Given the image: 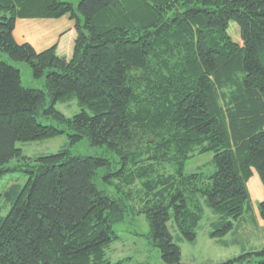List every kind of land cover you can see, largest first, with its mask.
<instances>
[{
	"label": "trees",
	"instance_id": "obj_1",
	"mask_svg": "<svg viewBox=\"0 0 264 264\" xmlns=\"http://www.w3.org/2000/svg\"><path fill=\"white\" fill-rule=\"evenodd\" d=\"M75 1L0 0V53L44 80L24 87L0 59V181L12 160L26 175L0 193V264H119L107 257L113 226L132 214L164 264H183L178 242H195L206 210L208 237L222 239L249 209L254 170L264 186V0ZM63 16L74 21L69 59L14 39L18 19ZM73 100L79 113L56 110ZM61 135L101 152L16 147ZM205 153L215 172L185 174ZM103 173L116 197L98 189ZM258 211L264 221V201Z\"/></svg>",
	"mask_w": 264,
	"mask_h": 264
},
{
	"label": "rangeland",
	"instance_id": "obj_2",
	"mask_svg": "<svg viewBox=\"0 0 264 264\" xmlns=\"http://www.w3.org/2000/svg\"><path fill=\"white\" fill-rule=\"evenodd\" d=\"M63 1L76 3L75 0ZM229 26L230 34L237 42H240L238 26L234 22H230ZM0 59L17 66L21 73L22 86L36 89L43 87L44 80L33 79L27 64L12 62L1 53ZM55 108L66 117H72L80 112L75 100L64 104L58 103ZM40 121L43 124H56L55 121L49 119L41 118ZM16 147L21 149L22 154L28 157L53 154L63 148L68 151L70 156L94 155L101 152L100 148H90L86 140H82L77 144H69L67 135L42 141L18 142ZM213 156V153L193 156L185 163L184 173L188 175L202 172L206 176L212 175L215 172L212 162ZM21 163L18 160H12L7 165L11 171L0 181V193L14 183L23 184L25 182L26 175L17 169ZM159 168L160 173H173L171 165L164 164ZM105 177L106 174L103 173L97 180L98 189L106 192L109 196L116 197L117 193L114 186L116 180H113L112 177H107V179ZM247 188L250 195L249 209L246 210L247 207H245L242 217L233 222V230L226 236L219 240L208 237L210 222L214 219V216L209 210H206L205 217L200 222L195 242H178L183 264H218L240 255H245V258L239 264H264V255L256 254V252L264 249V221L258 211V204L264 201V186L255 170L253 176L247 182ZM113 231L118 240L107 251V257L111 263L164 264L158 250L150 241L149 226L144 215L132 214L126 217L122 223L113 226Z\"/></svg>",
	"mask_w": 264,
	"mask_h": 264
},
{
	"label": "crops",
	"instance_id": "obj_3",
	"mask_svg": "<svg viewBox=\"0 0 264 264\" xmlns=\"http://www.w3.org/2000/svg\"><path fill=\"white\" fill-rule=\"evenodd\" d=\"M13 36L17 43H28L38 53L55 46L59 56L69 59L75 39L74 21L68 16L59 19H18Z\"/></svg>",
	"mask_w": 264,
	"mask_h": 264
}]
</instances>
